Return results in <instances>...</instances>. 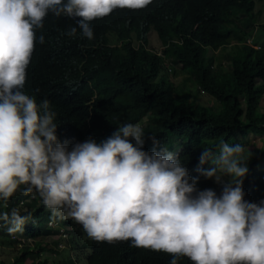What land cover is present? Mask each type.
<instances>
[{
    "label": "trees",
    "instance_id": "trees-1",
    "mask_svg": "<svg viewBox=\"0 0 264 264\" xmlns=\"http://www.w3.org/2000/svg\"><path fill=\"white\" fill-rule=\"evenodd\" d=\"M254 4V0H152L143 9L117 8L93 20L91 40L79 29L73 37L66 35L79 18L49 13L37 30L23 91L34 96L38 104L50 101L57 114L58 139L68 141L69 148L90 138L99 143L118 126L142 122L145 151L153 149L151 136L159 141V147L170 150L179 145L176 153L182 165L190 177L199 178L197 190L212 189L219 196L222 187L197 171L201 150L211 149L217 155L220 142L231 145L237 132L241 137L264 133V111L258 110L264 94V62L257 49L245 43L256 16ZM150 30L161 53L172 54L170 59L157 57L147 47ZM41 35L43 44L39 42ZM218 48L224 51L230 67L227 77L214 67L213 51ZM165 60L188 74L193 90L184 86L179 91L171 83L162 66ZM199 93L208 95L211 103L199 104ZM177 94L188 100L191 96L193 102H176L173 98ZM262 152L264 148L247 151L254 156L243 179L248 202L264 200V175L256 169ZM24 187L21 185L9 200H0V214L13 208L21 215L31 213L32 220L22 232L30 243L0 264H24L27 258L28 264H43L40 256L48 251L52 235L56 239L51 248L58 256L53 264H168L172 259L164 252L132 247L131 241L92 240L72 219L52 221L39 195L35 191L23 195ZM21 200H25L23 205L18 204ZM7 229L2 221L0 236L10 237L13 242L9 243L18 245L19 238ZM178 264L193 262L180 257Z\"/></svg>",
    "mask_w": 264,
    "mask_h": 264
},
{
    "label": "clouds",
    "instance_id": "clouds-1",
    "mask_svg": "<svg viewBox=\"0 0 264 264\" xmlns=\"http://www.w3.org/2000/svg\"><path fill=\"white\" fill-rule=\"evenodd\" d=\"M150 3L0 0V200L25 185L22 194L35 191L52 221L72 219L97 242L131 241L132 247L170 254L168 264H178L180 257L193 264H264V200L244 199L249 170L244 145L221 141L217 155L201 150L197 171L222 187L218 196L212 189L197 190L199 178L190 177L178 153L170 151L175 146L159 147L151 136L153 149L145 151L142 122L118 126L99 143L90 138L69 148L58 139L50 101L38 104L23 91L37 30L49 13L79 18L66 35L79 29L91 40L93 20ZM157 56L163 58L161 49ZM205 163L212 167H201ZM0 220L12 235L23 232L32 214L13 208Z\"/></svg>",
    "mask_w": 264,
    "mask_h": 264
},
{
    "label": "rangeland",
    "instance_id": "rangeland-1",
    "mask_svg": "<svg viewBox=\"0 0 264 264\" xmlns=\"http://www.w3.org/2000/svg\"><path fill=\"white\" fill-rule=\"evenodd\" d=\"M254 7H253V11L256 12V16L254 19H252V23H253V27L248 28L250 29V31L247 34V38L251 36V38L249 39L250 41H247L245 43L247 44H251L253 45L255 48H257V54L258 56L261 57L262 61L264 62V0H254ZM251 34V35H250ZM147 47L152 49L153 51L156 52V55L158 53H160V44L159 41L157 40L155 33L150 30L147 33ZM166 55V56H165ZM207 56V55H206ZM158 57V56H157ZM163 59H170L172 57L171 53H167V54H162ZM214 67L216 66L217 68L219 67L221 70V74L223 77H227L229 75L230 72V67L229 64L227 63L224 51L220 48L218 49L217 53L214 55ZM165 69V75L169 80L171 81V83L179 90H183L184 86L188 87V90H193L194 85L192 84L191 78L188 76L187 73L182 72L178 69V67H172L169 64L168 60H165L163 65H162ZM170 67L171 71H167V68ZM176 102H180V101H186V102H193L190 101L191 96H189V100L187 98H183L181 96V94H177L175 96V98H173ZM196 100L199 104H201L202 106L205 105H209L211 103V98L208 95H205L203 93H199L198 95H196ZM258 110L260 111H264V94L262 95V98L259 102L258 105ZM235 144H237V142L241 145H244L246 148V153L245 155L249 158L248 162H251L254 159V156L248 155L247 154V150L248 151H252V149H263L264 148V133H256V132H250L247 133L245 136L241 137L240 133H236L234 135L233 138ZM178 147L175 146L172 150L173 152H177ZM217 153H219V148H216ZM264 163V152H262L260 154L259 159L256 161V169L258 171H260L263 175H264V165H262ZM212 165L211 163H209L206 167V169L211 168ZM227 179V177H226ZM210 181L211 180L209 179ZM15 236H17V238H15L16 240L18 238H22L24 239V236L22 234V232H18L14 234ZM10 236V235H9ZM49 242H48V251H44L41 253L40 259L42 261L43 264H53L52 261L56 260L58 258L57 255H55L53 253L54 250H52L51 247H54L53 245V240L56 239V235L55 236H50L49 238ZM21 242V240H18ZM44 241H46L44 239ZM9 242H13V240L8 237V238H3L2 236H0V260L3 261H10L11 257L14 254H17L19 252V249L21 248V246H23V244H29L30 243V238L28 236H26V239H24L21 242V245H15ZM30 261L29 258H27L24 262V264H28Z\"/></svg>",
    "mask_w": 264,
    "mask_h": 264
},
{
    "label": "built area",
    "instance_id": "built-area-1",
    "mask_svg": "<svg viewBox=\"0 0 264 264\" xmlns=\"http://www.w3.org/2000/svg\"><path fill=\"white\" fill-rule=\"evenodd\" d=\"M2 226V220H0V227ZM19 240H21V242L24 240V239H22V238H19ZM21 242L20 243H18V244H20L21 245Z\"/></svg>",
    "mask_w": 264,
    "mask_h": 264
},
{
    "label": "crops",
    "instance_id": "crops-1",
    "mask_svg": "<svg viewBox=\"0 0 264 264\" xmlns=\"http://www.w3.org/2000/svg\"><path fill=\"white\" fill-rule=\"evenodd\" d=\"M217 51H218V50L213 51V54L215 55V54L217 53ZM206 55H207V54H206ZM207 57H208V55H207Z\"/></svg>",
    "mask_w": 264,
    "mask_h": 264
}]
</instances>
